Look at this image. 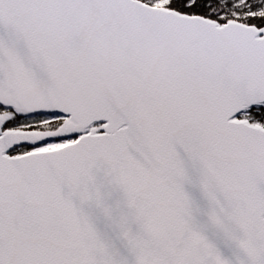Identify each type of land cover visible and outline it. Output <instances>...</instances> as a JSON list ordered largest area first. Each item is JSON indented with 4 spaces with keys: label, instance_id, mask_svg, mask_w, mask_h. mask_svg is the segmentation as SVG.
<instances>
[{
    "label": "snow or ice",
    "instance_id": "1",
    "mask_svg": "<svg viewBox=\"0 0 264 264\" xmlns=\"http://www.w3.org/2000/svg\"><path fill=\"white\" fill-rule=\"evenodd\" d=\"M0 264H264V0H0Z\"/></svg>",
    "mask_w": 264,
    "mask_h": 264
}]
</instances>
